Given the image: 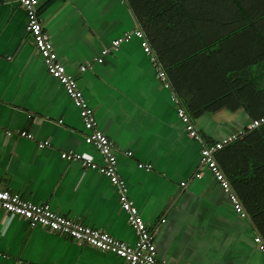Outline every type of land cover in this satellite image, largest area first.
Segmentation results:
<instances>
[{
	"label": "crops",
	"instance_id": "crops-1",
	"mask_svg": "<svg viewBox=\"0 0 264 264\" xmlns=\"http://www.w3.org/2000/svg\"><path fill=\"white\" fill-rule=\"evenodd\" d=\"M222 1L39 0L38 5L60 61L77 78L98 128L113 142L129 197L147 224L158 228L157 258L171 264H264L255 241L257 235L264 238V126L252 132L253 103L240 101L242 93H253L264 104V74L256 70L264 60L253 63L256 42L230 33L234 25L216 6ZM27 21L19 1L0 0V188L49 203L58 213L135 244L119 188L98 168L61 157L73 150L98 165L104 162L86 141L91 131L80 109L26 32ZM138 29L150 44L156 34L151 46L167 67L171 87L158 78L135 35ZM180 104L205 142L235 136L217 161L246 217L203 165L204 143L189 136L178 116ZM43 141L52 146L40 147ZM0 253V264L121 261L62 233L31 228L26 219L1 209Z\"/></svg>",
	"mask_w": 264,
	"mask_h": 264
},
{
	"label": "built area",
	"instance_id": "built-area-1",
	"mask_svg": "<svg viewBox=\"0 0 264 264\" xmlns=\"http://www.w3.org/2000/svg\"><path fill=\"white\" fill-rule=\"evenodd\" d=\"M17 1L22 4L27 13L28 21L26 24V32L31 36L50 74L64 85L67 94L80 109V115L84 124L86 128L91 131L90 134L86 135V141L89 144L95 145L100 150L104 162L98 165L92 158L86 157L73 150L63 151L61 157L67 161H80L85 166L98 168L110 179L113 185L119 188L121 206L128 214L129 223L136 232L138 238L135 244H131L115 238L103 230L87 226L64 214L58 213L49 203L32 202L23 198L19 193L1 188L0 209L4 210L8 215L19 216L26 219L31 228L42 227L52 232L62 233L79 244L91 245L100 250L113 253L121 258L120 264H171L157 258L155 236L158 233V228L153 229L147 224L139 208L129 197L128 187L118 171V159L113 142L108 135L98 128L95 110L88 104L77 78L69 73L65 64L60 61L51 36L45 30L44 24L40 19L38 9L39 0ZM135 35L141 38L144 51L151 56L158 78L166 87H171L168 74L157 59L150 41L145 36L142 29H138ZM119 43L120 40H115L113 42V47L117 48ZM107 52L108 50H104L103 55L107 54ZM103 60L104 58L98 59L99 62H103ZM86 68V66H82V70ZM172 100L175 102L179 101L176 93L172 95ZM178 116L185 125L189 136L204 143L202 148L203 165H206L213 172L216 180L230 193L232 204L236 212L246 217L248 214L243 203L238 195L231 190L230 181L220 167L216 157L217 152L231 142L235 136L223 141L207 143L192 120L191 115L182 104L178 106ZM263 124L264 117L255 118L249 128L254 129ZM21 136L30 139L33 138V134L27 131H22ZM39 146L44 148L52 145L50 141H43L39 143ZM128 154L132 155V152H128ZM139 167L147 171L152 169L150 164H139ZM196 176L200 177L201 173H197ZM182 185H185V182L182 183ZM255 241L259 250L264 254V238L261 235H257ZM1 255L0 253V256Z\"/></svg>",
	"mask_w": 264,
	"mask_h": 264
},
{
	"label": "trees",
	"instance_id": "trees-1",
	"mask_svg": "<svg viewBox=\"0 0 264 264\" xmlns=\"http://www.w3.org/2000/svg\"><path fill=\"white\" fill-rule=\"evenodd\" d=\"M216 6L219 7L220 9H224L225 12L228 14V18L227 19L226 17L224 18V20L226 19L227 21H230V23H227V24L232 23L234 25V29L230 31V33L236 35L240 39L252 40L254 41V43L256 42L257 44L256 49H257L258 54L253 55L254 56L253 63L258 65L260 62H262V59L264 60V50L262 49V46L264 47V0H223ZM154 33L156 32L154 31ZM198 34H203L202 30H200V32L198 31ZM155 37H156V34H154V42H153V39L151 42V44L153 45L157 44L155 42ZM164 68L166 72H168L167 67H165V65H164ZM256 70L264 74V63L262 65L257 66ZM261 75H260V78L262 77ZM256 79H259V78L256 77L251 80L255 81ZM239 95H240V91H239ZM240 101H243L246 104L248 103V107L250 104L253 103L252 106H250V111L253 116L252 117L253 120L255 118L264 117L263 101L257 100V97H255L253 93L252 94L242 93V95H240ZM263 126L264 124L261 125L260 128H262ZM257 128L258 127L251 129L253 130L252 132L253 133L259 132L260 128L258 129ZM228 144H230V142ZM228 144H226L222 149H220L217 152V155H216L217 159H218V154H220V152L224 148H227ZM220 167L223 170V167L221 165ZM252 167L255 169L256 166L253 165ZM224 172L227 175V172L226 171ZM227 177L229 181L231 182L228 175Z\"/></svg>",
	"mask_w": 264,
	"mask_h": 264
}]
</instances>
